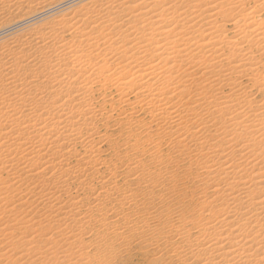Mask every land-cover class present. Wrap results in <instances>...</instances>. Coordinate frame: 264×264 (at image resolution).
Wrapping results in <instances>:
<instances>
[{"label": "bare ground", "instance_id": "obj_1", "mask_svg": "<svg viewBox=\"0 0 264 264\" xmlns=\"http://www.w3.org/2000/svg\"><path fill=\"white\" fill-rule=\"evenodd\" d=\"M71 1L0 29V264H86L180 164L193 230L152 264H264V0Z\"/></svg>", "mask_w": 264, "mask_h": 264}, {"label": "rangeland", "instance_id": "obj_2", "mask_svg": "<svg viewBox=\"0 0 264 264\" xmlns=\"http://www.w3.org/2000/svg\"><path fill=\"white\" fill-rule=\"evenodd\" d=\"M50 1L51 0H29V1L28 0H18V3L20 5L17 9L14 10V8L13 9L4 8V9L0 10V29H3V28L5 29V28H7V26L9 28L16 23L17 24L21 23L24 19L26 20V18H28V17H31V16L34 17L36 13H38L40 10H42V8L40 9L39 7L44 6V5L48 6L49 5L48 3ZM53 1H59V0H53ZM75 1L78 3L80 2V3L78 4ZM248 1L251 5L252 0H248ZM71 2L72 3L68 2L69 6L71 7L72 6L71 4H73V6L71 8L74 9L73 7H75V4L76 5L78 4L77 6H80V5H83L89 1L88 0H74ZM68 3L66 5L61 4L63 6L60 7L59 9H63V8H67V7L69 8ZM27 11H31V14H30V12H27ZM20 17L22 19H20ZM259 17H260L261 21L264 20L263 19L264 18V11H261V13L259 12L257 14V18H259ZM36 26H39V25H34L31 27H36ZM36 28H38V27H36ZM26 29H24L23 32H25ZM253 97H257L256 100L260 99L257 94H255ZM140 117H142V116H140ZM111 127L112 126H110L108 128V131H107V134L108 135L110 134L109 140H111L112 143H117V142L121 143L122 138L120 137V133L116 132L117 130L112 131L113 127L112 128ZM112 135H114V136H112ZM107 148H108L107 146L103 147L104 151L107 150L104 154H106L107 152H110V150L108 151ZM139 149H141V148H139ZM120 150H124V148L122 149L120 147ZM163 151H164V149H163ZM164 153H165V151H164ZM148 163L149 162H145L147 169L151 167L150 164H148ZM179 167H181V168H179L180 170L175 169V168H169V170H167L168 176L164 175L167 177L166 178L167 182L165 184L169 183V186H170V187L168 185L166 186L168 189L166 188L165 192H164V189L156 188L153 191V194H152L153 196L151 195L152 198L150 196H148L146 198H141V197L138 198V201H137L138 203H139V201H141L143 199L141 201L142 203L141 202L139 203L140 206L138 204L137 205L134 204V206H130L131 208L130 207H124L123 208L124 211H123V213H121V215L123 214L122 218H124L125 220L123 219L124 221L122 220L120 224H121V226H123L125 221L126 222L128 221L127 223H133L132 226L134 225L133 227L135 228L134 232L124 230L120 236L122 238L125 237L124 242L121 244H118L117 246H112V244H111L112 247L110 245L107 246L106 248L93 246L94 247L93 249H92V247H89V249H85L86 252L88 253L89 259L87 261L89 262V264H152L150 259H152L156 256L155 253H156V249L158 246L163 244L160 248H163V249L165 248L166 245L164 244V241L166 240V238L168 239V237L170 236L169 234L172 232L171 230H173L177 226H179L180 229H182L183 231L193 230V228H192L194 225L193 215H194V212L196 209L195 206L193 205V201L199 195L200 191L195 188L196 187V185L194 184L195 179L193 180L192 176L186 177L187 175H186V171H184L185 169L182 167L181 164L179 165ZM182 171H184V172H182ZM172 174L175 177V179L172 178L174 181H172V179H170L171 177H169ZM176 179L178 181H176ZM174 189H176V190H174ZM132 208H133V210H132ZM134 208H135V210H134ZM127 209H129V210H127ZM137 210L139 211V213ZM39 214H41V213H39ZM132 214H135V215H132ZM129 217H130V220H128ZM112 221H114V218H112V217H109L107 220V222H112ZM96 225H98V224H96ZM35 228H36V226H35ZM97 228L99 229V225L93 226L91 237H90V235H83L82 236L84 241H86V243H87L86 245L90 246L92 244L93 239L96 236L95 235L96 232H98V231L102 232L103 228L102 229L100 228V230H98ZM113 229L114 228H112V230ZM100 234H102V233H100ZM16 237H17V235H16ZM16 237H14L15 239H13V241L17 240V242H18V237H20V235L17 238ZM45 238H48V236H45ZM88 239L89 240L91 239L92 241L90 240V242H89ZM142 240H146V242H141ZM104 249H105V251H104ZM158 253H160V252H158ZM88 262L86 264H88ZM48 263L51 264V262H48ZM166 263H167V261H165V257H163V259L160 260L156 264H166ZM153 264H155V263H153Z\"/></svg>", "mask_w": 264, "mask_h": 264}]
</instances>
